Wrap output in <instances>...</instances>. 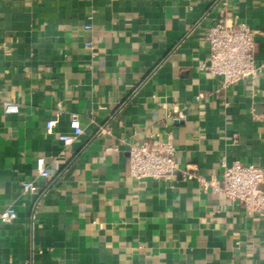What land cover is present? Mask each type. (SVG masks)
<instances>
[{
    "label": "crops",
    "instance_id": "crops-1",
    "mask_svg": "<svg viewBox=\"0 0 264 264\" xmlns=\"http://www.w3.org/2000/svg\"><path fill=\"white\" fill-rule=\"evenodd\" d=\"M227 1L264 64V0ZM219 16L214 0H0V212L18 213L0 221V264H264V220L185 178L264 168V68L222 88L199 67ZM72 113L84 132L66 147ZM157 133L179 170L130 176L129 144Z\"/></svg>",
    "mask_w": 264,
    "mask_h": 264
},
{
    "label": "built area",
    "instance_id": "built-area-1",
    "mask_svg": "<svg viewBox=\"0 0 264 264\" xmlns=\"http://www.w3.org/2000/svg\"><path fill=\"white\" fill-rule=\"evenodd\" d=\"M219 6L220 16L205 34L210 54L200 64V69L213 77H220L222 88H227L240 80L254 81L264 68L256 60V31L245 21L234 19L228 11L227 0H214ZM90 28L88 24L86 26ZM87 45L95 46L91 41ZM6 113H18L20 105L13 100L4 102ZM174 118L181 117L179 108L171 111ZM55 122L47 121V130L53 131ZM71 133H60L59 139L68 147L75 143L84 130L78 113L71 114ZM175 145L171 139H163L160 134H151L140 142L129 144L128 174L136 179H172L179 170L175 156ZM38 176L50 175L45 156L36 160ZM185 178L196 179L204 189L222 194L232 201L239 202L246 212L264 220V168L240 159L224 162L221 177L207 178L197 167L185 170ZM26 192L39 193L40 188L34 180L22 182ZM18 216L17 210L10 206L0 212V221L11 222Z\"/></svg>",
    "mask_w": 264,
    "mask_h": 264
}]
</instances>
